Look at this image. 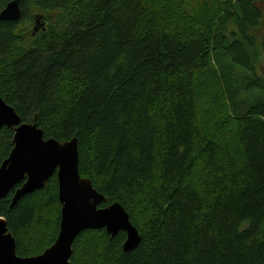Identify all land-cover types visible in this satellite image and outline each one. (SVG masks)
Listing matches in <instances>:
<instances>
[{
    "label": "trees",
    "instance_id": "1",
    "mask_svg": "<svg viewBox=\"0 0 264 264\" xmlns=\"http://www.w3.org/2000/svg\"><path fill=\"white\" fill-rule=\"evenodd\" d=\"M263 2L21 0L0 20L2 97L45 138L77 137L100 206L142 237L127 252L124 231L85 230L71 264H264ZM13 138L0 129V166ZM14 190L0 216L39 255L60 230L57 173L11 206Z\"/></svg>",
    "mask_w": 264,
    "mask_h": 264
},
{
    "label": "water",
    "instance_id": "2",
    "mask_svg": "<svg viewBox=\"0 0 264 264\" xmlns=\"http://www.w3.org/2000/svg\"><path fill=\"white\" fill-rule=\"evenodd\" d=\"M21 0H9L0 12V20L17 21L22 17ZM44 25L36 15L35 30ZM14 129V146L0 166V199L14 188L11 206L26 194L43 188L57 173L59 199L62 205L60 230L56 241L43 253L21 256L16 239L9 231L8 221L0 216V264H71L73 244L85 230L106 228L113 237L126 233L124 250H134L141 241L139 229L120 202L101 207L106 200L90 178L81 175L78 138L60 142L45 138L39 125L22 121L14 106L0 93V129Z\"/></svg>",
    "mask_w": 264,
    "mask_h": 264
},
{
    "label": "rangeland",
    "instance_id": "3",
    "mask_svg": "<svg viewBox=\"0 0 264 264\" xmlns=\"http://www.w3.org/2000/svg\"><path fill=\"white\" fill-rule=\"evenodd\" d=\"M261 6L264 7V2L261 4ZM38 13H39V12H38ZM43 21H44V25H43V26H40L39 29H42V28L45 29V28H46L47 23H48V20L44 18ZM35 25H36V23H35ZM35 25H34V28H35ZM230 25H232V23H230ZM39 29H38V30H39ZM260 46H261V48H262V44H261ZM261 51L264 52L263 49H261ZM262 57H263V56H262ZM257 73H258L259 75H261L262 78H264V57H263L260 61L257 62Z\"/></svg>",
    "mask_w": 264,
    "mask_h": 264
},
{
    "label": "bare ground",
    "instance_id": "4",
    "mask_svg": "<svg viewBox=\"0 0 264 264\" xmlns=\"http://www.w3.org/2000/svg\"><path fill=\"white\" fill-rule=\"evenodd\" d=\"M112 204V203H111Z\"/></svg>",
    "mask_w": 264,
    "mask_h": 264
}]
</instances>
